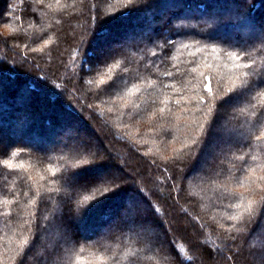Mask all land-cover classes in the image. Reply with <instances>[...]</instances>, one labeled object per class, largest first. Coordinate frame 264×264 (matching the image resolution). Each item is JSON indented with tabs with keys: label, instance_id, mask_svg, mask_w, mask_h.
<instances>
[{
	"label": "trees",
	"instance_id": "16d2710c",
	"mask_svg": "<svg viewBox=\"0 0 264 264\" xmlns=\"http://www.w3.org/2000/svg\"><path fill=\"white\" fill-rule=\"evenodd\" d=\"M0 45V264H264V0H0Z\"/></svg>",
	"mask_w": 264,
	"mask_h": 264
},
{
	"label": "rangeland",
	"instance_id": "374dc122",
	"mask_svg": "<svg viewBox=\"0 0 264 264\" xmlns=\"http://www.w3.org/2000/svg\"><path fill=\"white\" fill-rule=\"evenodd\" d=\"M3 31L5 32V35H6V37L8 38V40H7V43H8V46H9V44H11V45H15V47H16V36H15V31H13V29L12 28H10V26L9 25H3ZM147 32H149L150 31V29H147L146 30ZM4 36V35H3ZM113 46H115L116 47V44L115 45H113ZM14 51V50H13ZM2 55H7L8 57H9V55H11V56H14V58L20 63V65L21 66H24L25 64H24V62L22 61V59L19 57V56H17V55H13V53L11 52V51H9L8 50V47L7 48H5L4 46H2V45H0V56H2ZM12 58V57H11ZM85 117H87V119H88V128L90 129L89 131L90 132H88L89 134H88V136H89V139H91L92 138V133H95V134H100V130H99V125L97 124V123H95V122H93L89 117H88V115L86 116L85 115ZM137 120H140V119H137ZM116 122V121H115ZM137 123H138V121H137ZM119 125V124H118ZM66 126V125H65ZM140 130V129H139ZM139 130H137V128L136 129H134L133 131L136 133V134H138V135H140V133L142 132L141 130L139 131ZM77 131V128L75 127V128H72L71 127V129H70V131H67V130H65V129H62L61 131H60V133L59 134H57L56 136H55V138H57V137H59V138H61L62 139V141L63 142H67L68 140H69V138H70V136H71V134L72 133H74V132H76ZM135 133H133V135L135 136V137H137L136 135H135ZM66 136H68L67 138H66ZM141 136V135H140ZM143 137V140H145V141H148L149 142V144H151V145H153V146H155V143H156V140H154L153 138H151V137H146L145 135H143L142 136ZM66 138V139H65ZM138 138V137H137ZM139 140V139H138ZM143 145H144V143H143V141L142 140H139ZM140 144V143H139ZM142 144H140V145H142ZM143 145L141 146V147H143ZM106 147L108 148V151H110V150H112L111 148H112V145H111V143H107L106 144ZM143 149V148H142ZM144 151H146V148H145V146H144V149H143ZM114 152V151H113ZM147 152V151H146ZM167 154V153H166ZM209 163L211 162V161H213V159H215V157L218 155V150L217 149H215V148H211V151H210V153H209ZM112 158V160L113 161H115L116 163H118L119 165H120V168L122 169V168H124V170L125 171H128L129 172V170L126 168V160L127 159H125V160H121V158L120 157H118V158H115V155L112 153V156H111ZM166 157H168V155L166 156ZM110 159V160H111ZM117 159V160H116ZM111 160V161H112ZM206 168H208V165H201V169H203V170H205ZM121 174V173H120ZM129 176L130 177H128V176H124V178H126V180H128L129 181V183L130 184H135V185H137L138 187H140L141 188V186L142 185H145L148 189H150V185L147 183V182H144L143 181V178H141L140 177V174H138V175H135V174H133L132 172H130L129 173ZM34 177L35 178H37L38 180L41 178V177H43V175L41 174V171L40 170H35V174H34ZM133 179H135V180H133ZM182 182L183 181H181L180 182V184H182ZM241 190H245V187L244 186H242L241 188H240ZM178 202H179V199H178ZM128 204V203H127ZM167 210V209H166ZM241 210L242 209H240V211L237 213V214H234V215H232V217L231 218H235V219H239V217H241ZM167 214H168V212H167ZM171 224V222H170V219L168 218V216H167V222H165V224H164V228L165 229H168V230H171L170 229V225ZM130 227H131V225H130ZM197 227H198V229L200 230V232L202 233L201 234V237L199 238V240H200V242H204V240L206 239V234H208V232L206 233L205 232V230H204V228H202L201 227V225L200 224H197ZM103 229H98V230H96V232H101ZM155 235H157V236H160V237H162L163 236V232H162V230H159V231H157V232H155V233H152V237H145L144 238V244L147 246V249L150 247V248H153V244L151 243V242H153L154 241V236ZM208 235H210V234H208ZM212 237V236H211ZM151 241V242H150ZM150 242V243H149ZM196 256H198V255H196ZM198 258V257H197ZM216 259H218V258H216ZM233 259H236V256L235 255H233ZM214 264H219L218 263V260H214V262H213Z\"/></svg>",
	"mask_w": 264,
	"mask_h": 264
},
{
	"label": "snow or ice",
	"instance_id": "6c2138e0",
	"mask_svg": "<svg viewBox=\"0 0 264 264\" xmlns=\"http://www.w3.org/2000/svg\"><path fill=\"white\" fill-rule=\"evenodd\" d=\"M129 4L133 3V0H128ZM236 58V57H234ZM244 67H248V65H243ZM111 70V69H109ZM191 71L195 72L196 69L192 68ZM166 75H171V73H166ZM207 79V78H206ZM262 79H264V75H262ZM101 84H104L105 81L101 80L100 81ZM254 86H258V85H254ZM205 89L206 91H208L209 93H211L212 89L210 86L205 85ZM134 91H139V89H134ZM132 93L130 92L129 95H131ZM180 101L178 100L177 103H179ZM203 102V101H201ZM161 112L164 111L163 108L160 109ZM205 137L207 136V131L204 132ZM194 145L198 144V141L194 140L193 141ZM203 145V141L199 142V146ZM12 155H15V153H12ZM95 155V154H93ZM2 159V158H0ZM3 165H6L9 169L13 168L14 166L12 165L11 161L8 159H3L2 160ZM19 167H23V165H19ZM73 184V188H75L78 192H87V193H92L94 191H100V186L101 185H108V184H115V180L113 177L107 176L105 175L103 172L101 171H97L95 167H84L82 170L79 171H74L70 178ZM116 187L118 186H113L111 187V191L115 192L116 191ZM107 191L108 189H105L104 195H107ZM97 200L100 199V197L96 198ZM5 203H7V201H5Z\"/></svg>",
	"mask_w": 264,
	"mask_h": 264
}]
</instances>
